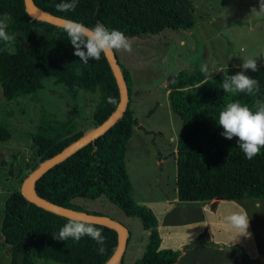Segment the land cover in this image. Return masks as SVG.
Returning <instances> with one entry per match:
<instances>
[{"label": "trees", "instance_id": "obj_1", "mask_svg": "<svg viewBox=\"0 0 264 264\" xmlns=\"http://www.w3.org/2000/svg\"><path fill=\"white\" fill-rule=\"evenodd\" d=\"M33 1L56 16L88 27L101 23L127 37H149L166 28L190 30L194 25L192 0H78L70 12L56 10L55 4L61 0ZM3 18L7 19L8 33L16 37L11 44L0 42V86L5 100L35 94L48 79L63 84L72 98H77L80 91L97 95L89 128L78 129L68 126L69 122L60 124L43 118L31 134L34 157L28 163L27 174L18 179L5 199L1 214L0 238L9 245L10 264H106L118 243L113 227L93 223L101 227L106 238L103 255L98 254V245L88 236L79 242L71 238L58 240L54 236L68 217L27 200L21 185L41 162L89 133L115 110L119 88L109 62L105 54L99 60L81 62L63 27L28 14L24 0H0V19ZM118 62L129 95L131 75ZM258 68L255 73H246L259 81L260 90L254 96L222 89L223 79L236 74L241 66L222 68L223 72L219 70L213 77L201 70L179 72L167 82L171 111L182 123L173 154L179 202L264 198V148L253 159H246L237 138L222 136L223 128L217 124L219 112L229 102L252 107L257 99L264 101V65ZM136 126L138 120L128 103L124 113L102 135L49 168L33 186L42 198L81 211L85 210L74 204L75 199L106 198L127 216L139 218L148 231L144 252L134 264H173L178 261L179 251L160 248L157 216L131 197L125 155ZM10 136V130L0 124V141ZM129 236L128 230L126 245ZM123 257L124 253L116 264H123Z\"/></svg>", "mask_w": 264, "mask_h": 264}, {"label": "rangeland", "instance_id": "obj_2", "mask_svg": "<svg viewBox=\"0 0 264 264\" xmlns=\"http://www.w3.org/2000/svg\"><path fill=\"white\" fill-rule=\"evenodd\" d=\"M192 2L194 25L190 30L166 28L149 37H128L132 42L131 52L114 50L118 61L131 72L129 87L137 86L139 126L151 132L134 130L128 140L125 166L132 184L131 197L156 213L162 225L163 248H169L165 245L172 243L177 249L182 243L177 249L182 253L178 258L180 264H264V259L253 261L254 256L264 255V198L170 205L166 202L170 197H177L173 149L176 153L182 131L180 118L171 112L167 82L179 72L201 70V65H207L208 76L216 75L220 67L241 66L249 57L255 58L257 65H264V13L252 11L253 8L260 10L262 0ZM96 98L97 95L84 91L72 98L63 84L48 79L35 94L7 101L0 86V124L11 133L8 140L0 141V227L5 199L18 179L27 174L28 163L34 157L31 134L42 119L60 124L69 122L68 126L87 129L92 122ZM159 157L162 159L158 160ZM74 204L87 213L107 216L127 227L130 236L123 264H133L141 257L147 238L139 218L127 216L106 198H79ZM164 208L168 212L165 217L162 216ZM240 209L246 210L249 216L251 235L231 243L235 230L226 218ZM0 264H10V248L2 238ZM43 264L68 263L46 261Z\"/></svg>", "mask_w": 264, "mask_h": 264}, {"label": "clouds", "instance_id": "obj_3", "mask_svg": "<svg viewBox=\"0 0 264 264\" xmlns=\"http://www.w3.org/2000/svg\"><path fill=\"white\" fill-rule=\"evenodd\" d=\"M78 0H61L55 4L58 12L74 11ZM253 12L264 13V0L260 4V10ZM7 19H0V42L11 44L16 37L9 34ZM64 31L74 47V55L80 61L87 64L89 58L99 60L102 54L112 51L131 52L132 42L130 38L117 29H108L101 23L88 27L83 23L66 20ZM86 49V50H82ZM250 70L255 73L259 71L256 59L249 57L243 60L241 70L234 75L226 76L222 81L224 92L246 93L254 96L259 92V81L246 73ZM202 72H208L207 65H201ZM223 72V69H220ZM111 102V98H109ZM217 124L223 128L222 136L231 140L237 138L239 148L248 160L260 154L264 148V101L257 99L252 107L241 104L239 101L229 102L218 115ZM229 226L235 230V236L231 243H235L240 237H249V216L244 209L235 211L227 218ZM88 236L98 245V254L103 255L106 251L105 236L101 227H97L87 217L82 215L67 218V222L59 229L58 235L54 236L58 240L66 241L71 238L79 242L82 237Z\"/></svg>", "mask_w": 264, "mask_h": 264}, {"label": "water", "instance_id": "obj_4", "mask_svg": "<svg viewBox=\"0 0 264 264\" xmlns=\"http://www.w3.org/2000/svg\"><path fill=\"white\" fill-rule=\"evenodd\" d=\"M24 3H25V10L27 11V13L36 19L46 21L61 27L64 26L66 20H69L47 12L46 10L37 6L33 0H24ZM105 56L109 62V65L111 67V70L114 74V77L116 79L119 88V101L115 110L108 116L106 120H104L100 125L96 126L94 129H92L89 133L85 134L84 136L80 137L70 145L66 146L64 149H62L54 156L41 162L39 166L24 179L21 185V193L30 202L46 210L54 212L56 214L68 218L77 215H82L87 217L93 223H98L109 227H113L117 232L118 243L114 253L106 262V264H116L121 259L126 247V239H127V231H128L126 226L107 216L90 214L85 211L71 209L52 203L39 196L36 193L33 186L34 181L38 177H40L44 172H46L49 168H51L55 164L61 162L66 157L70 156L71 154L79 150L84 145L88 144L89 142L93 141L94 139L102 135L124 113L128 104V91L124 77L119 67L118 59L114 51L106 53ZM137 128L148 133V131H146L142 126L138 125ZM218 199L220 198H216V200ZM177 263L180 264V261H177Z\"/></svg>", "mask_w": 264, "mask_h": 264}, {"label": "crops", "instance_id": "obj_5", "mask_svg": "<svg viewBox=\"0 0 264 264\" xmlns=\"http://www.w3.org/2000/svg\"><path fill=\"white\" fill-rule=\"evenodd\" d=\"M194 9H195V6H194ZM220 69H221V67H220ZM130 74H131V72H130ZM209 77H213L212 75H209ZM131 82H132V78H131ZM165 84V83H164ZM136 90H137V86L134 84V86H133V88H131V90H130V93H129V95H128V103H129V106H130V108L132 109V111L134 112V115H135V117H136V109H137V103H136V99L138 98V96H137V92H136ZM167 93H168V89H167ZM170 105V104H169ZM172 112V111H171ZM136 119H137V117H136ZM138 120V119H137ZM139 124H141V122L138 120V125ZM134 130H137V131H141V129H139V128H137V126L136 127H134ZM147 133V132H146ZM148 133H151V132H148ZM173 154H175V149H173ZM174 157V160H175V156H173ZM162 158H158V160H161ZM221 199V198H220ZM166 202H167V204L168 205H170V203H173V202H178V203H181V202H179L178 201V198L177 197H170V198H168V199H166ZM183 203H185V202H183ZM152 209V208H151ZM153 210V209H152ZM153 212H154V210H153ZM155 213V212H154ZM168 212H167V208L165 209H163L162 210V216H167L168 214H167ZM156 214V213H155ZM157 228H158V231H159V234H160V239H161V241H160V248H162V249H176V247H174V246H176V245H172V243H169V244H171V245H165V246H169V248H163L162 246H164V236L161 234V230H162V225H161V222L159 221V219H158V226H157ZM147 235H148V231H146V234H145V236H144V238L146 239L147 238ZM189 240H192V239H189ZM173 244H175V243H173ZM181 244L182 243H180L179 245H178V247H177V249L178 248H180V246H181ZM127 246V245H126ZM171 246V247H170ZM125 249H126V247H125ZM176 249V250H177ZM125 251V250H124ZM184 251V250H183ZM182 254V253H181ZM180 254V255H181ZM180 255H179V257H180ZM178 257V258H179ZM264 259V255H260V256H258V257H256V256H254V258H253V261H255V260H258L259 262L261 261V260H263ZM134 263H135V261H134ZM133 263V264H134ZM177 263V262H176ZM176 263H173V264H176Z\"/></svg>", "mask_w": 264, "mask_h": 264}]
</instances>
